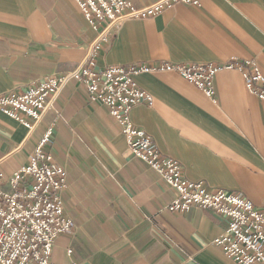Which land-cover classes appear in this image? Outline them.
Listing matches in <instances>:
<instances>
[{"label":"crops","instance_id":"0c3cea01","mask_svg":"<svg viewBox=\"0 0 264 264\" xmlns=\"http://www.w3.org/2000/svg\"><path fill=\"white\" fill-rule=\"evenodd\" d=\"M127 1L145 9L161 0ZM95 37L72 0H0V94L73 73ZM230 60L253 61L264 76V0L175 3L152 18L122 20L95 66ZM136 83L153 101L128 118L162 156L175 160L186 179L239 195L264 213V102L247 91L241 74L216 73L214 101L175 73L141 75ZM52 123L47 149L66 171L61 197L72 220L54 241L52 264H235L213 245L225 220L196 207L166 212L174 191L132 157L121 126L73 80L29 137L0 114L5 180Z\"/></svg>","mask_w":264,"mask_h":264},{"label":"built area","instance_id":"2783aa9c","mask_svg":"<svg viewBox=\"0 0 264 264\" xmlns=\"http://www.w3.org/2000/svg\"><path fill=\"white\" fill-rule=\"evenodd\" d=\"M72 1L96 31L86 58L67 76H50L22 91L0 94V114L22 125L29 137L44 115L53 110L66 84L70 80L82 84L88 102L106 107L121 126L132 157L144 162L174 191L166 212L185 214L194 207L213 211L226 222L224 232L213 245L235 264H264V213L239 195L209 191L201 181L186 179L180 165L162 156L150 136L128 118L134 107L152 105V97L137 86L136 78L141 75L175 73L214 101V76L234 70L241 74L247 91L264 102V76L256 63L158 62L97 69L96 53L120 21L152 18L175 3L198 6L199 0H161L145 9H135L127 0ZM54 127L53 123L47 126L28 162L8 180L0 173V264H51L54 239L71 230L72 221L65 217L60 200L66 188V173L47 151Z\"/></svg>","mask_w":264,"mask_h":264},{"label":"rangeland","instance_id":"374dc122","mask_svg":"<svg viewBox=\"0 0 264 264\" xmlns=\"http://www.w3.org/2000/svg\"><path fill=\"white\" fill-rule=\"evenodd\" d=\"M44 116H45V115H44ZM53 132H54V131H53ZM52 136H53V135H52ZM51 139H52V138H51ZM50 142H51V141H50ZM50 142H49V143H50ZM37 143H38V141H37ZM37 143H36V144H37ZM36 144H35V146H36ZM48 145H49V144H48ZM35 146H34V148H35ZM34 148H33V150H34ZM47 151L50 152V154H51L53 160L55 161V159H54L53 154L51 153V151H50L49 149H47ZM32 152H33V151H32ZM31 154H32V153H31ZM31 154H30V155H31ZM30 155H29V156H30ZM28 159H29V157H28ZM27 162H28V160H27ZM27 162H26V163H27ZM26 163H25V164H26ZM55 163L57 164L56 161H55ZM25 164H24V165H25ZM24 165H23V166H24ZM57 165H58V164H57ZM59 166H60V165H59ZM21 167H22V166H21ZM21 167H20V168H21ZM60 167H61V166H60ZM20 168H19V169H20ZM61 168L65 171V169H64L63 167H61ZM65 173H66V171H65ZM66 180H67V174H66ZM65 189H66V188H65ZM63 192H64V191H63ZM63 192H62V193H63ZM62 193H61V194H62ZM61 194H60V200H61V202H62V208H63V213H64V206H63V201H62ZM251 204H252V203H251ZM252 205H253V204H252ZM64 215H65V214H64ZM65 217H66V216H65ZM66 218H67V217H66ZM68 219H69V218H68ZM70 220H71V219H70ZM71 221H72V220H71ZM65 233H66V232H65ZM62 234H64V233H62ZM60 235H61V234H60ZM60 235H58V236H60ZM58 236H57V237H58ZM57 237H56V238H57ZM56 238L54 239V241L56 240ZM54 241H53V244H54ZM51 253H52V252H51ZM50 263L52 264V261H51V255H50Z\"/></svg>","mask_w":264,"mask_h":264}]
</instances>
